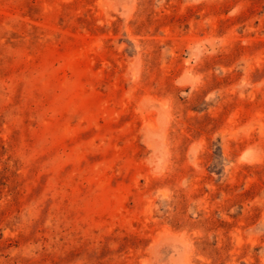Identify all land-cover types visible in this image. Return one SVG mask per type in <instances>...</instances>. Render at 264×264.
I'll return each mask as SVG.
<instances>
[{"label": "rangeland", "instance_id": "374dc122", "mask_svg": "<svg viewBox=\"0 0 264 264\" xmlns=\"http://www.w3.org/2000/svg\"><path fill=\"white\" fill-rule=\"evenodd\" d=\"M0 264H264V0H0Z\"/></svg>", "mask_w": 264, "mask_h": 264}]
</instances>
